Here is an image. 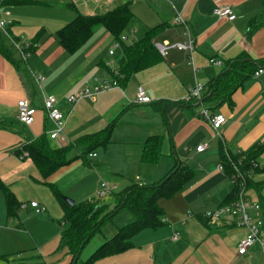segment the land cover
I'll list each match as a JSON object with an SVG mask.
<instances>
[{"label": "crops", "instance_id": "1", "mask_svg": "<svg viewBox=\"0 0 264 264\" xmlns=\"http://www.w3.org/2000/svg\"><path fill=\"white\" fill-rule=\"evenodd\" d=\"M37 1L41 3L36 5L59 4L65 8L64 3L70 2ZM125 2L132 13L125 31V42H132L141 37L147 28L159 25L161 28L154 41H183L186 38L184 25L176 21V17L180 16L194 40V49L192 53L169 49L162 60L134 73L121 87L102 91L93 99L84 98L73 103L67 101L70 93L92 84L94 77L113 79L106 73L105 67L112 71L117 68L122 49L120 45L114 48L116 42L108 31L96 28L91 37L70 54L59 45L56 37H52V32L65 22L35 23V29L43 28L44 32L25 61L20 59L9 39L3 37L12 60L0 54V121L8 122L0 127V180L14 193L19 207L15 216L7 217L0 191V260H5L1 257L3 255L7 256L10 264H67L69 261L66 249L59 246L63 227L61 219L45 214V209L35 213L28 205L29 200L35 199L49 207L51 202L37 192L47 185L41 181L36 166L29 158L15 152L25 140L52 127L42 106L44 95H54L56 106L65 118L64 133L73 144L69 157L83 151V145L75 143L81 134L115 120L109 143L103 148L104 156L98 157L94 150L85 157L88 165L75 159L49 178L60 192L66 188L64 184L68 182L70 173L75 174L77 180H82L86 174L95 171L98 181L113 180L118 188L128 181H156L173 164L172 145L180 160L195 170L182 190L170 198L158 199V205L164 211L163 225L139 231L131 239L132 247L98 259L94 264H264V254L258 244L251 246L245 254L237 253V243L246 229L235 223L236 215H224L215 223L207 224L199 218L204 210L229 201L226 197L234 187L229 175L218 169V145L211 141L217 138L218 143L221 139L230 153L245 151L255 143L264 142V67L258 76L253 75L233 92L232 106L222 104L217 108V112L226 117L219 136L206 118L199 114L201 105L209 109V102L192 106L177 103L190 100L186 99L189 86L196 82L205 85L219 73L222 66L210 63L211 57L224 61L246 52L254 59L264 60V24L248 32V20L262 10L261 0H97L94 7H90V2L75 6L82 13L95 14ZM219 4H229L235 14L234 19L217 16L214 9ZM8 6L10 9L11 5ZM69 10L72 19L75 13ZM11 19L8 30L13 37L20 39V35H16L20 23ZM111 48L113 51L110 54L108 50ZM30 70L45 77L41 87L35 83ZM138 85L144 87L150 102L134 101ZM20 98L28 100L36 108L30 126L15 121L16 102ZM159 108H162L164 116ZM152 134L162 135L161 155L155 163L143 162L140 160L142 144ZM200 143L206 146L197 150L196 146ZM263 176L264 173H257L253 179L260 180ZM94 195L88 191L86 195L72 199L75 202ZM247 196L264 203L260 190L249 189ZM103 200L111 203L113 197L108 195ZM23 203L27 205L23 207ZM260 212L264 221V209ZM123 213L113 220L114 225H103L90 238L79 261L112 237L120 226L133 220L131 212ZM258 213L259 210L252 211L256 216ZM35 222L41 223L40 229L32 228ZM175 232L177 237L172 238ZM11 257L21 261L13 263Z\"/></svg>", "mask_w": 264, "mask_h": 264}, {"label": "trees", "instance_id": "2", "mask_svg": "<svg viewBox=\"0 0 264 264\" xmlns=\"http://www.w3.org/2000/svg\"><path fill=\"white\" fill-rule=\"evenodd\" d=\"M4 3L13 5L41 2L37 0H5ZM261 3L262 10L248 20V32H252L264 24V0H261ZM64 4L67 8L73 10L75 15L56 30L55 37L59 45L67 53H74L91 37L96 28L103 27L114 41L119 43L122 49V56L116 68L117 74L114 75L111 69L105 67L106 73L116 78L120 85H124L134 73L162 60V55L154 46V38L161 28L160 25L147 28L141 37L132 42H125V39L122 38L132 18L127 2L115 5L103 13L95 14L82 13L71 2ZM43 32V28L37 30L32 41L37 42ZM0 54L6 59L12 60L11 51L6 45L1 32ZM263 67L264 60L254 59L246 52H241L235 57L223 61L219 73L204 85V92L199 100H181L177 103L192 106L196 103L200 104V102H209V110L211 112H217V108L222 104L232 106L233 92L252 77L258 68ZM159 111L164 116L162 108H159ZM15 121L18 122L17 120ZM114 122L115 120L113 119L99 129L81 134L75 143L83 145V151L74 157H69V152L73 146L72 143L64 146H52L50 144L51 139L47 137L45 131L34 138L25 140L15 150L16 153L21 155L23 151L28 153L27 156L23 157H28L36 166L41 176V181L50 188L61 204L63 227L60 232L59 246L65 248L69 255L67 264H94L98 259L124 252L132 247L131 239L136 233L146 228H156L163 225L164 211L158 205V199L174 196L176 192L182 190L184 185L195 174L194 169L180 160L172 145L173 164L162 178L144 184H139L137 181H128L121 189L109 194L113 197V202L111 203L91 197L68 204L62 199L58 186L50 181L49 178L59 168L75 159H80L84 164L88 165V162L85 161L86 155L99 146L104 147L109 142ZM7 123L0 121V127L5 126ZM162 139L160 134L149 135L142 144L140 160L155 163L161 155ZM217 145L219 162L223 165V171L227 175L232 172L229 157L232 160H236L243 154L245 156L242 161L243 167L247 168L250 166L251 160H259L261 155L264 154V142L255 143L245 151L236 153L228 151L229 157L226 155V147L221 139L218 140ZM257 173H264V165L254 167L252 175L246 176V190L254 189L259 192L264 186V178L260 180L253 179V176ZM236 190V186H234L226 200L233 199ZM0 191L4 197L7 217L15 216L19 201L1 180ZM120 208H126L131 212L133 220L120 226L112 237L104 240L84 260L79 261L81 252L90 238L96 232H99L101 227L112 219ZM199 218L207 224L206 218L203 216H199ZM1 257L7 261L4 264H10L7 256L2 255Z\"/></svg>", "mask_w": 264, "mask_h": 264}, {"label": "built area", "instance_id": "3", "mask_svg": "<svg viewBox=\"0 0 264 264\" xmlns=\"http://www.w3.org/2000/svg\"><path fill=\"white\" fill-rule=\"evenodd\" d=\"M5 0H0V32L9 39L13 48L18 52L20 59L25 61L28 56L34 50V47L37 45L33 41H21V39H16L13 37L8 27L12 22L10 18V11L8 10L7 4L4 3ZM97 1V0H93ZM74 5L86 4V0H70ZM214 13L219 17H225L228 20H232L235 17L233 10L229 4H219L214 9ZM177 22H181L184 25V34L186 36L183 41H154V46L157 51L165 56L169 49H179L187 50L192 53L194 49V40L190 34L187 24L182 20L180 16L176 17ZM125 35H122V38L125 39ZM115 46H118L119 43L115 41ZM112 48L108 52L112 53ZM209 62L222 66L223 61L218 58L211 57ZM262 71V68H258L254 72V76H258ZM30 74L34 79L35 83L41 87V83L44 81L45 77L40 73L30 70ZM113 74L116 75V69L113 70ZM93 83L90 85H84L80 88H77L67 97V101L70 103L76 102L81 99H93L98 93L108 90L114 87H121L118 80L113 78L112 80L103 77L98 79L93 78ZM204 92V84L196 82L193 85L187 88L186 99L199 100ZM136 103H147L151 101L150 96L146 93L142 85H138L135 93ZM57 99L54 95H44L43 96V110L44 114L52 123V127L45 131V134L50 138L55 145L64 146L70 143L69 139L64 133L65 118L56 106ZM201 103V102H200ZM36 113V108L26 99L20 98L16 102V120L23 126H30L34 121V116ZM199 114L202 115L209 122L212 129L215 130L219 136L220 128L226 121V117L221 112H211L208 108L200 106ZM206 146L205 143H200L196 146L197 150H202ZM26 151L22 152V157L27 156ZM91 156H95V153H91ZM226 155L229 157V153L226 150ZM244 155L242 154L236 160H232L229 157L232 172L229 175V178L232 180L234 186H236L235 197L227 202H224L216 207L209 208L203 211V217L207 219L209 223H215L224 215H236L235 223L239 226H243L246 229L244 236L237 243V253L245 254L248 249L258 244L264 254V221L261 216H256L252 214V211H258L264 209V203L260 204L258 201L251 200L247 196L246 190V176H250L253 173V168L257 166L264 165V156H261L259 160H251L250 166L247 168L243 167ZM218 169L223 171V165L219 162L217 165ZM139 184H144V182L138 180ZM118 185L114 182H109L101 179L95 198L99 200L105 199L111 192L116 191ZM27 203H23L22 206L25 207ZM28 205L33 209L35 213L42 212L45 208L36 200H29ZM177 232L173 233L172 238L177 237Z\"/></svg>", "mask_w": 264, "mask_h": 264}, {"label": "rangeland", "instance_id": "4", "mask_svg": "<svg viewBox=\"0 0 264 264\" xmlns=\"http://www.w3.org/2000/svg\"><path fill=\"white\" fill-rule=\"evenodd\" d=\"M87 2L91 3L90 7L95 6V4H94L95 1H93V0H86V4H81V3L80 4L81 5H87ZM22 5H25V4H13L10 6V9L8 6V9L10 10V17L17 20L20 23V28H19V31L16 32V35H20L18 37L21 39V41H28V42L32 41L33 36L37 32V30L35 29V26H34L35 23H41L42 21L51 22V23H54V22L60 23L61 21H63L62 23H64V22L66 23L69 20H71V17L73 16L72 12L68 8H65L59 4H53L50 6H48V5H41L40 6V5H36V3H29L25 6H22ZM99 28H101V27H99ZM100 30H104V32H106L103 27ZM52 33H53L52 37L55 38V32H52ZM28 35L32 36V37L31 38L25 37ZM3 37H5V36L3 35ZM114 48H119V46H115ZM203 104H204V102H203ZM50 143H51V145H54L53 142H50ZM211 143L212 144L214 143L215 145H217L216 144L217 138L215 139L214 142L211 141ZM106 145L104 147H106ZM104 147L99 146V147L95 148V152L97 153L98 157L104 156V149H103ZM73 150H75V149H73ZM96 160H98V158H96ZM93 161L95 162V158H93ZM86 175L87 176L85 178H83L82 180H77L78 177L75 174L70 173L68 175V177H70V178L66 180L68 182L64 184V185H66V188H64L62 190L63 193L61 192L62 196H67V197L72 199V197H79L82 195H86L88 193V191L93 192V194H96L97 187L99 184V183H97V181H98L97 173L94 171L93 173L91 172V173H88ZM262 178H264V176ZM107 181L115 183V181H113V180H111V181L107 180ZM98 182H100V181H98ZM121 188L122 187L120 186V188H118L117 190H119ZM37 192L39 194L43 195L47 201L51 202V204H49V207L42 204V206L45 208L44 213L48 214L52 217H56V218L58 217L59 219H62L63 210H62L61 204L59 203L57 198H55V196L51 192L50 188L47 186H43ZM260 194H261V196H264V186L260 189ZM94 198H95V195H94ZM95 199H97V198H95ZM252 199H254V197ZM32 200H35V199H32ZM255 200H258V199L255 198ZM121 210L122 211L116 212L115 215L113 216V218L108 220L104 224V226L107 224H113L114 225V221L116 220V218L121 216V214H124L123 212L128 211L126 208H122ZM260 211H262V210H259V213L257 216H261ZM56 218L54 220L58 224V222H57L58 219L56 220ZM58 225H60V224H58ZM40 227H41L40 222H35L32 226V228L35 230L40 229ZM40 233H43V232H40ZM111 233H112V231H111ZM38 235H40V234H38ZM89 245H90V243L88 244L87 248L89 247ZM87 248H86V250H87ZM261 256H262V253L260 254V257ZM11 259L14 260L13 263L21 261V260H15V257H11ZM6 262H7L6 260H2V261L0 260V263H6Z\"/></svg>", "mask_w": 264, "mask_h": 264}, {"label": "water", "instance_id": "5", "mask_svg": "<svg viewBox=\"0 0 264 264\" xmlns=\"http://www.w3.org/2000/svg\"><path fill=\"white\" fill-rule=\"evenodd\" d=\"M197 104H199V103H197ZM62 199H63L65 202H67L68 204H73V203H74V200L71 199V198H69V197H67V196H62Z\"/></svg>", "mask_w": 264, "mask_h": 264}]
</instances>
